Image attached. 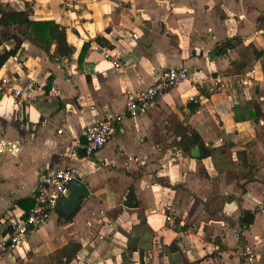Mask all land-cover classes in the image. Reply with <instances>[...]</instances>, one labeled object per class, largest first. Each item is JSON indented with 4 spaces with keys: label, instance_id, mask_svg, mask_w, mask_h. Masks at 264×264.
<instances>
[{
    "label": "crops",
    "instance_id": "0c3cea01",
    "mask_svg": "<svg viewBox=\"0 0 264 264\" xmlns=\"http://www.w3.org/2000/svg\"><path fill=\"white\" fill-rule=\"evenodd\" d=\"M0 2L64 26L75 48L61 59L19 37L0 47L19 46L24 63L0 71V237L34 206L45 172L78 167L90 191L71 218L56 210L0 264H56L72 244L80 250L69 264H245V246L264 248V0ZM98 38L112 45L111 59L95 50ZM183 66L188 81L127 116L84 158L85 127L124 112L125 92L147 88L159 70ZM180 128L196 132L202 149H183ZM244 212L254 215L249 226Z\"/></svg>",
    "mask_w": 264,
    "mask_h": 264
},
{
    "label": "built area",
    "instance_id": "2783aa9c",
    "mask_svg": "<svg viewBox=\"0 0 264 264\" xmlns=\"http://www.w3.org/2000/svg\"><path fill=\"white\" fill-rule=\"evenodd\" d=\"M133 38L138 39L139 35L133 33ZM100 45L95 46V50L101 51L105 58L111 59L110 53ZM16 62V72L22 70L24 63L17 56L12 58ZM114 71L120 73L122 64L119 61L113 62ZM190 79V69L186 66L171 67L159 70L153 84L142 90H127L125 92V110L122 113L110 115L104 122L90 125L83 129L81 138L84 140L82 149L84 158L91 159L97 156L112 140L117 127L123 123L127 116H135L141 111H145L150 105L163 97L173 88ZM8 83L2 80V88ZM215 86L224 87L221 78L214 82ZM16 98L23 97L19 90H13ZM59 133H62L60 131ZM17 151V149H16ZM5 152V148L0 146V154ZM15 154V150H11ZM83 180V174L78 167H71L64 170H51L45 172L38 180L36 193L34 195V206L29 210L23 219L12 218L9 224V233L6 237H0V256L6 252H14L26 242L29 231L46 225L52 214L57 210L60 201L70 194V185L74 181ZM171 221V219H168ZM262 246H245L243 248V259L245 264H258L261 254L264 252ZM264 247V246H263Z\"/></svg>",
    "mask_w": 264,
    "mask_h": 264
},
{
    "label": "trees",
    "instance_id": "16d2710c",
    "mask_svg": "<svg viewBox=\"0 0 264 264\" xmlns=\"http://www.w3.org/2000/svg\"><path fill=\"white\" fill-rule=\"evenodd\" d=\"M32 10L27 6L26 10L17 11L10 7V5H3L0 2V29L4 28L13 32L15 35L20 37L23 41L28 42L39 49L43 50L47 54L52 52L61 59L69 58L75 54V48L68 43L66 28L53 21H35L31 18ZM8 37V36H7ZM97 44L103 48H112L103 38L97 39ZM4 45V37L0 31V47ZM92 44L86 43L82 48L79 56V63L84 61L85 55L91 49ZM19 51V46H14L11 49L4 50L0 54V71L5 66V64L17 55ZM257 54L258 52L255 51ZM256 110V109H255ZM259 113L256 110L255 115ZM259 117H263L260 113ZM181 135L180 146L190 151L191 147L196 145H202L200 136L187 128H180L179 131ZM190 133V136L188 135ZM202 149V146H201ZM207 153H202V156H206ZM239 158L242 160L244 158L243 153H239ZM245 164V162H243ZM133 191L130 192L127 201L130 199ZM130 205V203H127ZM134 205L133 207H136ZM254 221V215L250 212H244L243 223L246 225H251ZM80 250L79 245H68L59 251L56 256V264H69L70 261L76 256L77 252Z\"/></svg>",
    "mask_w": 264,
    "mask_h": 264
},
{
    "label": "water",
    "instance_id": "95a60500",
    "mask_svg": "<svg viewBox=\"0 0 264 264\" xmlns=\"http://www.w3.org/2000/svg\"><path fill=\"white\" fill-rule=\"evenodd\" d=\"M193 156L199 157V151L193 150ZM90 191L86 184L81 181H74L70 185V194L68 197L63 198L58 207L57 212L71 218L81 207L83 200L89 197Z\"/></svg>",
    "mask_w": 264,
    "mask_h": 264
},
{
    "label": "rangeland",
    "instance_id": "374dc122",
    "mask_svg": "<svg viewBox=\"0 0 264 264\" xmlns=\"http://www.w3.org/2000/svg\"><path fill=\"white\" fill-rule=\"evenodd\" d=\"M6 34V33H5ZM17 36V35H16ZM15 35H12V37H11V39L9 38V37H7L6 35H4L3 37H4V40H5V44H7V41H12V40H14L15 41V43L17 42V40H18V36L16 37ZM20 38V37H19ZM10 39V40H9ZM14 43V42H13ZM14 43V44H15Z\"/></svg>",
    "mask_w": 264,
    "mask_h": 264
}]
</instances>
